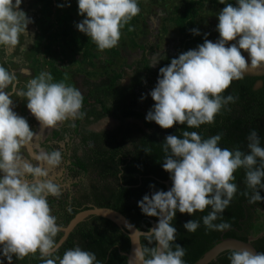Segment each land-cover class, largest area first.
Segmentation results:
<instances>
[{"label": "clouds", "instance_id": "obj_1", "mask_svg": "<svg viewBox=\"0 0 264 264\" xmlns=\"http://www.w3.org/2000/svg\"><path fill=\"white\" fill-rule=\"evenodd\" d=\"M21 2L0 0V46L6 49L15 48L22 34L27 36V26L32 22L20 9ZM220 4L225 5L217 14L220 39L212 42L205 38L196 49L159 69L157 84L150 92L154 107L146 115L148 122L154 121L162 129L175 124H186L190 129L212 124L223 108L235 102L232 95H222L233 81L243 79L248 72L264 73V0H236L235 6L220 0ZM78 10L85 18L76 27L100 51L116 47L121 30L141 11L137 0H78ZM191 31L200 35L196 28ZM241 50L248 53L250 63ZM52 80L43 71L26 82L25 90L17 91V76L0 65V248L8 264H12L13 256L23 260L37 252L42 264H100L95 253L79 246L66 250L62 257L56 255L59 227L48 198H59L61 186L46 177L47 169L60 167L62 153L39 152L36 165L20 154L36 133L12 110L14 94L25 98L27 109L43 128H55L84 116L80 90ZM9 87L11 90L5 91ZM221 139L222 134L202 138L196 131L184 130L180 136L168 135L161 144L165 154L162 167L170 174L172 187L154 191L138 202L144 215L158 217L156 227L142 234L154 246H140L134 251L138 264H185V248L179 244L174 250L172 247L177 235L172 221L177 211L193 215L210 207L202 217L206 229L229 230L230 223L214 221L222 219L219 214L237 193L232 181L238 169L245 170V184L251 190V195L248 191L242 194L250 204L262 201L259 188H264V147L257 131L252 130L247 137V152L221 148ZM183 227L194 233L200 223L190 220ZM229 260L230 264H264V253L235 250Z\"/></svg>", "mask_w": 264, "mask_h": 264}, {"label": "trees", "instance_id": "obj_2", "mask_svg": "<svg viewBox=\"0 0 264 264\" xmlns=\"http://www.w3.org/2000/svg\"><path fill=\"white\" fill-rule=\"evenodd\" d=\"M229 3L235 6L234 2ZM195 6L196 0H187L185 2L187 14H178L172 18L179 35L174 52L162 51L152 65L147 58V48L142 46L140 56L131 66L124 83L121 82L122 73L118 71L100 72L99 80L87 84L82 95L83 118L61 122L54 132L56 140L52 141L46 137L39 144L45 153L53 150L62 153L61 165L65 169L66 177L78 184L74 192L66 191L59 198H48L59 227L56 242L62 235L60 229L64 228L76 213L92 206L118 211L136 229L147 231L150 222L156 217L144 215L138 207V202L154 191H165L162 181L170 178V174L162 167L165 154L161 144L168 135L180 136L184 130L196 131L202 138L222 134L219 147L229 150L239 148L247 152V137L252 130H256L260 146L264 147V74L246 73L243 79L233 81L222 95L224 97L232 95L236 98L235 102L223 108L212 124L191 129L187 128L186 124H175L170 129H162L154 121H145L142 126L126 121L127 118L146 117L148 111L154 107L150 92L157 84L161 67L169 65L171 60L178 58L180 54L196 49L204 43L205 38H212L210 33L201 31L196 26ZM131 23L132 21L123 28L130 39L133 37L132 31H128ZM193 28L198 29L200 35H193L191 31ZM256 82L259 84L255 87ZM142 96L144 99H141ZM103 117H110L118 123L110 130L95 131L89 128ZM57 141H61L62 144L59 145ZM130 143L131 147H127ZM145 149L150 151L146 154L143 152ZM83 176L88 177L85 185L80 184ZM234 177L232 182L237 185V193L227 209L219 214L222 219L214 221L230 223L229 230L220 232L206 229L202 217L211 211L210 207L193 215L177 211L172 221V226L177 230L172 247L174 250L175 244H179L185 248L186 255L183 257L185 264L195 262L220 237L249 241L258 253H264V231L253 239L249 240L247 237L255 219V211L264 210V188H259L262 201L250 204L248 198L242 194L248 191L251 195V190L247 189L245 184V170L238 169ZM190 220H197L200 223V227L194 233H188L183 227ZM139 243L140 246H154L149 244L143 235L139 236ZM76 246L95 253L100 264H126V257L121 252L127 253L130 243L125 231L111 220L87 215L77 222L60 242L56 255L62 257L66 250ZM232 252L233 250L222 251L207 264H230L229 257ZM0 261L8 262L3 256L2 248ZM12 264L42 262L37 252L23 260H17L13 256Z\"/></svg>", "mask_w": 264, "mask_h": 264}, {"label": "rangeland", "instance_id": "obj_3", "mask_svg": "<svg viewBox=\"0 0 264 264\" xmlns=\"http://www.w3.org/2000/svg\"><path fill=\"white\" fill-rule=\"evenodd\" d=\"M187 0H137L141 9L134 17L129 27L133 28V37L121 30V39L112 49L100 51L90 38L82 34L77 24L85 17L79 15L78 0H22L20 9L32 21L28 24L27 36H20V43L13 49L0 46V65L9 72L15 73L19 80L17 91L25 90L27 81L47 71L53 78L52 82L64 81L67 85L78 88L83 95L87 84L99 80L102 71L115 70L122 73L121 82H126L127 74L135 60L140 56L141 47L147 48V58L154 64L156 57L162 51L174 52L178 44V32L173 25L172 18L186 15L185 2ZM236 3V0H225ZM15 0H13V4ZM58 5H63L59 7ZM70 5V6H69ZM225 5L220 0H196V14L194 22L204 32L212 35V42L220 39L215 33L219 23L217 14ZM235 41L226 46H231ZM241 54L248 60V53L241 50ZM248 74H264L251 73ZM257 86V83L256 85ZM5 89V91H10ZM12 110L25 118L30 128L36 133L33 141L21 149L23 159L33 165L38 164L35 156L45 152L40 147L44 138L55 141V128H43L26 107L25 98L12 96ZM126 121L135 122L142 126L146 117ZM118 122L110 117H103L89 128L92 130H110ZM59 145L61 141H57ZM47 169L46 165H42ZM46 179L61 186V194L75 191L77 182L69 180L65 175L63 165L55 169H47ZM2 175V174H0ZM87 178L83 176L80 184L85 185ZM43 179V178H42ZM264 231V210L255 211V219L248 232V239H253ZM0 264H8L1 262Z\"/></svg>", "mask_w": 264, "mask_h": 264}, {"label": "water", "instance_id": "obj_4", "mask_svg": "<svg viewBox=\"0 0 264 264\" xmlns=\"http://www.w3.org/2000/svg\"><path fill=\"white\" fill-rule=\"evenodd\" d=\"M170 178L162 181L165 187V191L171 189ZM87 215H96L105 217L115 223L117 226L122 228L129 238V251L127 253L121 252L122 255L126 257V264H138L135 259L134 251L140 247L139 236L146 234L150 229L156 227L158 224V217L154 221L150 222V226L147 231H140L136 229L122 214L106 207H95L92 206L88 209H84L75 214V216L70 220V222L60 230L62 231L61 237L58 239V245L67 235V233L74 227V225L79 222L82 218ZM141 232V233H140ZM247 249L252 253H258L249 241H242L233 237H220L219 240L212 245L208 250H206L195 262L192 264H207L210 260L214 259L220 252L225 250H243Z\"/></svg>", "mask_w": 264, "mask_h": 264}, {"label": "flooded vegetation", "instance_id": "obj_5", "mask_svg": "<svg viewBox=\"0 0 264 264\" xmlns=\"http://www.w3.org/2000/svg\"><path fill=\"white\" fill-rule=\"evenodd\" d=\"M257 83V86H258V84H259V82H256ZM256 83L254 84V86L256 85ZM256 87V86H255ZM65 175H66V173H65ZM6 262V261H5Z\"/></svg>", "mask_w": 264, "mask_h": 264}]
</instances>
